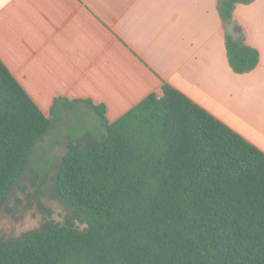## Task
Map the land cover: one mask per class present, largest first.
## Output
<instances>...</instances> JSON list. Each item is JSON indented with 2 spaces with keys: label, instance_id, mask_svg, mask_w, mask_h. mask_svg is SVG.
<instances>
[{
  "label": "trees",
  "instance_id": "trees-1",
  "mask_svg": "<svg viewBox=\"0 0 264 264\" xmlns=\"http://www.w3.org/2000/svg\"><path fill=\"white\" fill-rule=\"evenodd\" d=\"M252 1L218 0L224 22ZM227 52L240 73L260 60L232 36ZM163 91L113 122L103 104L61 97L47 116L0 59V207L53 135L56 110L85 102L103 126L62 137L57 162L36 160L54 169L53 194L73 214L0 236V264H264V152L168 83Z\"/></svg>",
  "mask_w": 264,
  "mask_h": 264
},
{
  "label": "crops",
  "instance_id": "crops-1",
  "mask_svg": "<svg viewBox=\"0 0 264 264\" xmlns=\"http://www.w3.org/2000/svg\"><path fill=\"white\" fill-rule=\"evenodd\" d=\"M232 21L251 71L229 62L218 0H0V59L47 116L61 97L113 122L168 83L264 152V0Z\"/></svg>",
  "mask_w": 264,
  "mask_h": 264
},
{
  "label": "rangeland",
  "instance_id": "rangeland-1",
  "mask_svg": "<svg viewBox=\"0 0 264 264\" xmlns=\"http://www.w3.org/2000/svg\"><path fill=\"white\" fill-rule=\"evenodd\" d=\"M54 115L57 122L53 135L38 145L26 172L0 207V236H18L39 227L45 219L64 222L73 214L71 208L53 194L51 178L54 169L37 170L34 164L42 157L48 160L56 157L57 162L66 150L65 142L58 143L62 137L77 136L86 130L102 131L103 126L93 116L90 107L82 104H73L64 112L56 110ZM76 224L81 229L86 226L79 220Z\"/></svg>",
  "mask_w": 264,
  "mask_h": 264
},
{
  "label": "water",
  "instance_id": "water-1",
  "mask_svg": "<svg viewBox=\"0 0 264 264\" xmlns=\"http://www.w3.org/2000/svg\"><path fill=\"white\" fill-rule=\"evenodd\" d=\"M236 22L235 21H230L226 25V31L228 34L232 35L235 39L239 37V33L236 31Z\"/></svg>",
  "mask_w": 264,
  "mask_h": 264
}]
</instances>
